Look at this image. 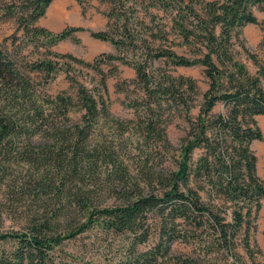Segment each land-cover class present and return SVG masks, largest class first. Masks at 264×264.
<instances>
[{
    "label": "trees",
    "instance_id": "1",
    "mask_svg": "<svg viewBox=\"0 0 264 264\" xmlns=\"http://www.w3.org/2000/svg\"><path fill=\"white\" fill-rule=\"evenodd\" d=\"M54 1L20 0L9 10L27 41L43 38L56 46L81 31L54 34L35 26ZM158 1L174 13L173 29L182 46L201 48H191L194 58L167 49L151 52L150 59L203 67L208 89L197 116L199 86L191 77L155 80L144 64H135L145 96L130 104L137 119L122 122L112 120L105 80L93 90L76 84L74 97L51 98L0 47V264H58L65 243L95 230L129 236L128 255L118 264H244L239 245L253 264H264L255 261L252 248L264 181L251 148L264 140L256 120L264 116V67L250 74L234 50L235 32L259 24L253 8L264 10V0H201L200 9L192 5L185 11L171 6L186 5L185 0ZM261 25L264 29V21ZM92 37L118 50L128 40L134 43L129 32L118 39L106 31ZM64 58L98 72V65ZM25 69L49 83L64 67L43 60ZM164 103L190 128L176 145L160 128L157 110ZM218 105L223 110L214 114ZM110 119L112 140L104 135ZM126 134L137 146L164 144L172 151L170 168L152 171L147 155L137 162L135 175L115 142ZM6 188L12 191L5 203L1 195ZM9 212L21 213L25 222L20 229L4 228ZM177 243L197 247L196 256L175 255Z\"/></svg>",
    "mask_w": 264,
    "mask_h": 264
},
{
    "label": "rangeland",
    "instance_id": "2",
    "mask_svg": "<svg viewBox=\"0 0 264 264\" xmlns=\"http://www.w3.org/2000/svg\"><path fill=\"white\" fill-rule=\"evenodd\" d=\"M19 1L0 0V47L15 58L18 66L33 79L39 92L51 98L62 94L74 97L76 84H83L93 90L102 80H105L106 98L112 120L130 122L137 119L136 109L130 107V104L142 101L145 96L142 85L136 81L137 75L134 68L135 64L141 63L155 80L164 76H186L195 79L199 86V96L193 114L198 115L203 94L208 89L203 67H175L166 60L150 59L151 52L167 49L179 55L194 58V50L191 48H201L194 44L182 46L181 38L173 29L174 13L164 11L158 0H119L117 3H110L107 0H55L48 8L46 15L35 26L54 34L69 28L81 29L74 34V40H67L56 46H51L43 38H36L31 43L23 37L24 32L19 29L17 18L9 15V10ZM185 1L186 5L173 3L172 10L181 7L185 11L186 6L192 5L198 9L201 8V0ZM164 2L171 3L173 0H164ZM253 13L259 24L248 25L235 32L234 50L237 58L246 65L250 74L257 75L258 66L264 67V29L261 25L264 21V10L262 7H254ZM100 31H106L116 39L119 38L120 33L129 32L134 37V43L128 40L125 49L118 50L111 43L92 37V33ZM68 55L84 64L98 65V72L92 67L64 58ZM108 55L118 56L124 61L109 62L106 58ZM43 60L57 62L59 66L64 67L58 70L49 83H45L44 75L31 73L25 69L26 66ZM70 77L74 79V83ZM262 85L264 87V80ZM222 110L223 106L218 105L213 113L216 114ZM139 112H141L140 109ZM157 112L159 116H162L160 128L164 130L167 139L176 145L187 135L190 129L188 123L183 118L174 117L167 103H164L160 112L159 110ZM256 120L264 136V116H259ZM105 124L104 135L112 140L110 128L114 122L110 119ZM128 136L126 134L115 142L119 145L118 151L123 155L126 154V164L131 167L135 175L139 173L137 162L144 160L147 155H151L149 166L152 171L170 168L173 160L172 151L164 144L137 146L130 142ZM251 148L258 158V175L264 181V140L253 142ZM199 155L200 151H197L195 158ZM10 191H12L10 188H6L1 195L4 202L9 200ZM4 219L6 230H18L25 222L20 212L5 213ZM130 242L128 235L107 236L95 230L65 243L58 253V264H118L128 255ZM152 242L151 240L150 245ZM252 248L255 252V261L264 263V200L258 214L256 229L252 233ZM173 252L175 255L196 256L198 249L191 245L177 243L173 247ZM239 253L244 264H253V260L242 245H239Z\"/></svg>",
    "mask_w": 264,
    "mask_h": 264
},
{
    "label": "bare ground",
    "instance_id": "3",
    "mask_svg": "<svg viewBox=\"0 0 264 264\" xmlns=\"http://www.w3.org/2000/svg\"><path fill=\"white\" fill-rule=\"evenodd\" d=\"M55 7H57V5H56ZM55 7H54V8H55Z\"/></svg>",
    "mask_w": 264,
    "mask_h": 264
}]
</instances>
